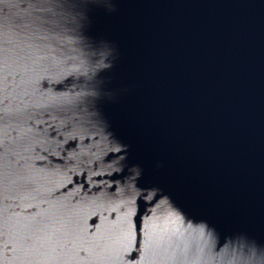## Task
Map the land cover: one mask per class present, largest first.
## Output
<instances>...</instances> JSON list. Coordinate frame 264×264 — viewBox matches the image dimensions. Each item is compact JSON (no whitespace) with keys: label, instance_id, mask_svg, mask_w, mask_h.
Wrapping results in <instances>:
<instances>
[{"label":"water","instance_id":"water-1","mask_svg":"<svg viewBox=\"0 0 264 264\" xmlns=\"http://www.w3.org/2000/svg\"><path fill=\"white\" fill-rule=\"evenodd\" d=\"M253 253L264 0H0V264Z\"/></svg>","mask_w":264,"mask_h":264},{"label":"snow or ice","instance_id":"snow-or-ice-1","mask_svg":"<svg viewBox=\"0 0 264 264\" xmlns=\"http://www.w3.org/2000/svg\"><path fill=\"white\" fill-rule=\"evenodd\" d=\"M69 2L80 3V0H69ZM165 203L166 201H161V203L157 205V208L163 209ZM139 237H140L139 226L136 225L135 227H133L132 225H129L127 230V237H126L128 251L125 253V255L128 256L130 259H134L135 258L134 254L138 252L140 249L141 239ZM236 259L238 260V264H243L245 258L241 256Z\"/></svg>","mask_w":264,"mask_h":264},{"label":"clouds","instance_id":"clouds-1","mask_svg":"<svg viewBox=\"0 0 264 264\" xmlns=\"http://www.w3.org/2000/svg\"><path fill=\"white\" fill-rule=\"evenodd\" d=\"M243 264H264V258L257 261L255 258V253H253L252 255L244 259Z\"/></svg>","mask_w":264,"mask_h":264}]
</instances>
